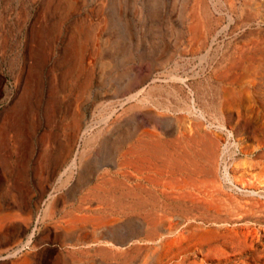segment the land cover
<instances>
[{
  "label": "rangeland",
  "instance_id": "1",
  "mask_svg": "<svg viewBox=\"0 0 264 264\" xmlns=\"http://www.w3.org/2000/svg\"><path fill=\"white\" fill-rule=\"evenodd\" d=\"M160 118L217 139L180 205L145 203ZM0 264H264V0H0Z\"/></svg>",
  "mask_w": 264,
  "mask_h": 264
},
{
  "label": "crops",
  "instance_id": "2",
  "mask_svg": "<svg viewBox=\"0 0 264 264\" xmlns=\"http://www.w3.org/2000/svg\"><path fill=\"white\" fill-rule=\"evenodd\" d=\"M147 131L144 146V190L145 203L156 205L157 199L174 197L176 204L197 197L204 179L201 173L208 171L214 162L217 139L201 129L196 122H175L160 118L159 132ZM168 191L174 193L168 194Z\"/></svg>",
  "mask_w": 264,
  "mask_h": 264
},
{
  "label": "built area",
  "instance_id": "3",
  "mask_svg": "<svg viewBox=\"0 0 264 264\" xmlns=\"http://www.w3.org/2000/svg\"><path fill=\"white\" fill-rule=\"evenodd\" d=\"M235 141L232 133L223 129L221 147L217 159V169L223 187L230 192H247L246 187L236 183L232 176L231 166L235 156Z\"/></svg>",
  "mask_w": 264,
  "mask_h": 264
}]
</instances>
